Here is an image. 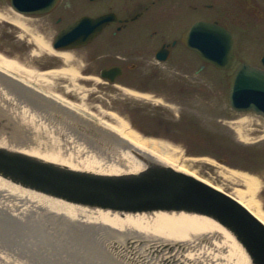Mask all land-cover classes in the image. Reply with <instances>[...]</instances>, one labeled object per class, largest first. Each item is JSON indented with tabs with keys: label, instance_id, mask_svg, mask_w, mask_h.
<instances>
[{
	"label": "water",
	"instance_id": "95a60500",
	"mask_svg": "<svg viewBox=\"0 0 264 264\" xmlns=\"http://www.w3.org/2000/svg\"><path fill=\"white\" fill-rule=\"evenodd\" d=\"M9 1L16 12L44 14L57 0ZM108 20L82 17L53 48L86 44ZM182 42L216 69L235 64L232 36L216 25L196 23ZM228 103L264 119V71L240 64ZM81 115L0 71L1 239L44 245L79 264H150L161 252L149 236L210 237L241 264H264V223L239 201Z\"/></svg>",
	"mask_w": 264,
	"mask_h": 264
},
{
	"label": "rangeland",
	"instance_id": "374dc122",
	"mask_svg": "<svg viewBox=\"0 0 264 264\" xmlns=\"http://www.w3.org/2000/svg\"><path fill=\"white\" fill-rule=\"evenodd\" d=\"M67 1L71 3L70 0L65 3ZM76 8L77 6L65 14L57 10L56 13L64 14V18L62 23L56 24V14L20 18V15L10 9L6 0H0V15L17 16L22 22L28 20L29 28V34H26L19 26L0 19V54L8 59L16 58L19 67L27 72L43 73L64 67L52 54H33L38 50L32 36L50 43L57 30L71 19L83 12H98L94 8L87 11H77ZM100 9L102 11L106 8L101 6ZM194 19L196 18H186L185 22L182 20L179 31ZM254 32L255 30L253 34ZM236 34L240 37L239 31ZM237 40L240 45L242 41L240 38ZM250 44L253 45L254 41H250ZM113 47L118 48V45ZM110 52L119 54L116 49ZM174 52V57L180 60L176 65L153 62L149 66L152 74H166L164 79L147 77L142 83L143 86L160 90L169 100L159 101V97L151 95L147 99L135 98L122 91L121 88L125 87L120 83L102 81L97 75V70L101 67L98 64H89L92 69L90 78L84 77L82 73L87 67L86 63L79 62L76 69L80 75L74 83L75 86L64 78L53 81L58 85L56 89L60 91H64L65 86L70 88L71 93L65 95L67 99L78 105L81 101L84 102L89 108L87 111L91 113L99 115L98 109H101L105 119L109 117L107 113L119 114L120 111L126 112L136 106L139 110L132 118L144 134L148 133V137L166 145L165 158L228 194L232 195L235 189L241 190L258 204L259 211L264 216V120L252 112L237 113L229 107L226 72L214 70L210 66L199 71L201 62L191 53L178 49ZM170 62L174 64V61ZM40 89L47 88L40 86ZM120 116L122 115L119 114ZM243 118L248 121L244 124L241 137L234 123ZM160 134L169 137L161 138ZM4 247L7 250L8 246Z\"/></svg>",
	"mask_w": 264,
	"mask_h": 264
},
{
	"label": "flooded vegetation",
	"instance_id": "af4514ba",
	"mask_svg": "<svg viewBox=\"0 0 264 264\" xmlns=\"http://www.w3.org/2000/svg\"><path fill=\"white\" fill-rule=\"evenodd\" d=\"M65 1L59 0L49 13L31 14L30 17L56 14L54 22L58 24L63 22L64 14L68 10H74L76 6L77 11L92 8L98 11L83 12L65 23L57 32L84 15L91 18L102 15L113 17L91 41L76 49L65 51L72 56L71 63L75 68L79 66V62L86 63L87 67L82 71L84 77H92L89 64L101 66H98L97 70L100 78L103 69L118 67L121 74L114 79L115 82L133 92L157 96L159 101L169 100L160 90L143 86L142 83L147 77L164 79L166 74L163 75L161 72L152 74L149 66L153 62L158 64L169 62L171 66L176 65L180 61L174 57V51L177 49L191 53L200 62L181 42L184 31L197 21L214 23L231 32L236 65L245 62L264 71V0H70L71 3ZM101 6L106 9L101 11ZM57 10L64 14H57ZM186 18L196 19L180 32L181 22L183 23ZM238 31L240 37L236 34ZM237 38L242 41L240 45ZM250 41H254V44L251 45ZM115 45H118V48H114ZM112 49H116L119 54H112L110 52ZM170 61H174V64ZM200 66L204 69L210 65H203L201 62ZM221 72H226L228 78L231 71ZM101 79L104 82L109 80L108 77ZM130 95L138 98L135 94ZM138 110L135 106L128 110V114L132 116ZM132 123L138 124L135 120H132Z\"/></svg>",
	"mask_w": 264,
	"mask_h": 264
},
{
	"label": "bare ground",
	"instance_id": "6f19581e",
	"mask_svg": "<svg viewBox=\"0 0 264 264\" xmlns=\"http://www.w3.org/2000/svg\"><path fill=\"white\" fill-rule=\"evenodd\" d=\"M20 18L17 16L10 17L0 15V19L19 26L23 32L29 34V28L27 27L28 20L22 22ZM32 37V40L38 50L37 52H33V54H41L43 52L52 54L60 60L64 67L56 68L55 70L43 73L34 71L27 72L26 70L23 71L19 67L20 65L18 64V60L16 58L8 59L0 54V71L8 73L9 75H15L30 86L39 87V91L42 90L40 89V86L47 88L45 90L43 89L41 93L75 110L76 112L87 116L89 119L94 120L95 122L161 156L162 158L167 159L165 158V156H167L166 145L162 141L148 137L150 134H144L139 124L135 125L132 123V120L134 119L132 118L133 116L128 114V111H120L119 114L122 115L120 117L118 112L116 114L107 113L109 114V117L108 119H105L103 115L104 112L101 109H98L99 115L91 113L90 111H87L89 108L83 104L84 102L81 101V104L78 105L76 102L67 99L65 95L71 93L70 88L65 86L64 91L56 89L57 84H55L53 79L64 78L65 80L67 79L72 82V86L76 85L74 83L80 73L76 68H74V66H72V56L66 52L53 50L50 43L45 42L42 38H38L37 36ZM121 90L128 94H135L138 98H149L146 94L136 93L125 88H121ZM101 114L102 116H100ZM247 121L248 120L246 118H243V120L234 123L236 125L234 126L238 129V134L241 137L243 132L242 129ZM160 135L161 138L167 139V137H169L166 134ZM167 160L170 161L169 158ZM205 182L210 184L207 181ZM214 187L221 190L217 186ZM221 191L224 192L223 190ZM228 195L239 201L246 209H248L254 216L264 223V216L260 213L258 204H256L251 198L247 197L244 192L239 189H235L232 195ZM149 242V248L151 246L160 248L159 251L161 252L159 260H150V264H241L239 256H233V250L230 248L228 249V247H222V244L215 245L216 241L210 237L149 236ZM204 243L208 244V246H205ZM21 244L22 243L6 241L0 238V264H79L78 258L47 246L41 245V250H39L38 244H25L23 247H21ZM5 245L8 246L7 250L6 247H4ZM149 248L146 247V251H149Z\"/></svg>",
	"mask_w": 264,
	"mask_h": 264
}]
</instances>
